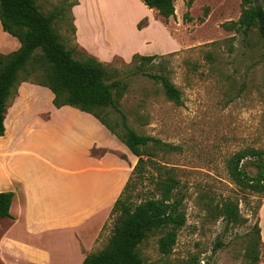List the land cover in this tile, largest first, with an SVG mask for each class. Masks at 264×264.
Returning a JSON list of instances; mask_svg holds the SVG:
<instances>
[{
	"label": "rangeland",
	"instance_id": "rangeland-1",
	"mask_svg": "<svg viewBox=\"0 0 264 264\" xmlns=\"http://www.w3.org/2000/svg\"><path fill=\"white\" fill-rule=\"evenodd\" d=\"M58 1L36 0L46 14ZM80 1V39L106 59L101 61L113 78L127 83L119 106L128 125L140 134L176 146L158 150L153 160L172 168L180 181L186 222L168 255L158 251L159 233L145 238L139 246L144 261L264 264V247L256 246L250 254L253 225L264 193L245 191L227 169L228 158L235 152L247 148L264 150L263 41L256 28L244 37L222 27L224 22L239 18L242 0H174L175 15L167 20L140 0ZM254 3L264 6V0ZM69 16L66 13L62 19L57 18L54 28L73 49L74 57L84 59L91 54L78 46ZM133 52L157 54L145 62L143 69L167 77L179 89L181 103L169 100L158 80L140 71L132 72L139 64V60L132 62ZM206 52H210V58ZM29 80L41 78L32 76ZM152 166L148 163L145 175L157 174ZM243 169L250 175L256 173L250 157L244 159ZM153 193L157 194L153 183L144 178L130 191V200L137 203ZM225 199L235 201L247 221L226 224L216 214V206ZM116 216L110 213L105 222L101 245L111 235ZM8 223L0 220V237ZM1 241L0 238V264H11L10 256L15 253L9 248L3 250Z\"/></svg>",
	"mask_w": 264,
	"mask_h": 264
},
{
	"label": "trees",
	"instance_id": "trees-1",
	"mask_svg": "<svg viewBox=\"0 0 264 264\" xmlns=\"http://www.w3.org/2000/svg\"><path fill=\"white\" fill-rule=\"evenodd\" d=\"M141 2L150 9H156L165 20L175 15L174 0ZM77 4L78 0H59L55 8L46 14L36 0H0L2 28L20 42L17 50L0 53V135L4 133L3 120L9 98L22 81H31L32 76L40 77L41 81L31 82L47 86L52 91L55 107L69 105L98 119L137 157V161L112 207L111 213H117V216L111 235L102 248L87 254L81 264H148L139 250L143 240L150 234L159 233L158 251L168 255L176 243L179 229L186 222L180 181L175 178L172 168L153 160L158 150H172L176 146L131 128L119 106L127 83L113 78L110 70L93 55L84 59L74 57L73 49L62 41L54 28V21L62 19L67 13L70 15L71 30L75 32L71 9ZM222 27L240 32L244 37L256 28L264 45V6L255 4L253 0H242L239 18L224 22ZM206 55L210 58V52H206ZM156 56L134 53L132 62L139 60V64H135L132 72L140 71L158 80L166 97L177 104L181 103L179 89L167 77L144 71L145 62L152 61ZM247 157L251 158L256 168L254 175L243 169V161ZM148 163L153 165L157 174L148 172L145 175ZM227 169L230 177L245 191L264 193L263 149L247 148L235 152L228 158ZM144 178L151 180L157 194H148L134 203L130 200V191L137 181L142 182ZM13 194L12 191L0 192V219L11 217ZM216 214L226 224L247 221V218L241 217L238 205L232 199H225L216 206ZM253 230L251 255L256 246L264 247L258 220ZM257 257L255 255L254 260Z\"/></svg>",
	"mask_w": 264,
	"mask_h": 264
},
{
	"label": "crops",
	"instance_id": "crops-1",
	"mask_svg": "<svg viewBox=\"0 0 264 264\" xmlns=\"http://www.w3.org/2000/svg\"><path fill=\"white\" fill-rule=\"evenodd\" d=\"M80 6L71 9L76 42L106 60L79 37ZM19 47L0 22V53ZM52 100L47 86L22 81L4 114L0 192L14 194L0 238L3 250L15 253L11 264H81L102 248V228L137 161L94 116ZM257 220L264 243V199Z\"/></svg>",
	"mask_w": 264,
	"mask_h": 264
},
{
	"label": "water",
	"instance_id": "water-1",
	"mask_svg": "<svg viewBox=\"0 0 264 264\" xmlns=\"http://www.w3.org/2000/svg\"><path fill=\"white\" fill-rule=\"evenodd\" d=\"M254 2H256L257 0H253Z\"/></svg>",
	"mask_w": 264,
	"mask_h": 264
},
{
	"label": "bare ground",
	"instance_id": "bare-ground-1",
	"mask_svg": "<svg viewBox=\"0 0 264 264\" xmlns=\"http://www.w3.org/2000/svg\"><path fill=\"white\" fill-rule=\"evenodd\" d=\"M150 9V8H149ZM152 10V9H151ZM39 257V256H38ZM42 257V256H41ZM42 259V258H41Z\"/></svg>",
	"mask_w": 264,
	"mask_h": 264
}]
</instances>
